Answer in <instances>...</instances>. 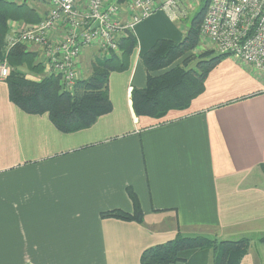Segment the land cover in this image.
Returning <instances> with one entry per match:
<instances>
[{
    "label": "crops",
    "instance_id": "crops-1",
    "mask_svg": "<svg viewBox=\"0 0 264 264\" xmlns=\"http://www.w3.org/2000/svg\"><path fill=\"white\" fill-rule=\"evenodd\" d=\"M173 21L158 10L136 25L129 68L110 74L113 110L90 128L66 133L26 113L0 80V264H141L179 231L250 237L240 264H264V74L227 56L188 108L134 111L141 56L160 38L180 41ZM128 187L144 221L102 217L133 212ZM182 257L176 264H215L209 248Z\"/></svg>",
    "mask_w": 264,
    "mask_h": 264
},
{
    "label": "trees",
    "instance_id": "trees-1",
    "mask_svg": "<svg viewBox=\"0 0 264 264\" xmlns=\"http://www.w3.org/2000/svg\"><path fill=\"white\" fill-rule=\"evenodd\" d=\"M124 2L126 0H120ZM210 0L195 13L186 34L180 41L160 38L141 56L147 71L144 87L132 89L133 108L138 116L161 118L172 109H186L193 99L205 91L209 72L229 53L213 48L195 54L201 43V23ZM44 17L40 7L32 3H15L0 0V60L7 59L11 71L5 81L10 100L29 114H47L62 132L70 133L90 128L102 115L113 110L109 91L112 72L125 71L138 39L135 33H127L120 43L119 52L111 55L93 52L91 73L78 80L72 90L65 89L59 76L46 74L41 80L27 76L20 66L31 72L42 73L44 66L36 60L37 54L25 45L8 47V22L11 19L28 23ZM100 54V53H99ZM195 63V64H194ZM133 212L122 209L102 211V217L144 221L140 199L132 187H128ZM264 242V234L260 236ZM249 238L219 239L205 234L187 235L179 231L172 239L147 247L141 254V264H176L182 253L196 248H209L214 253L215 264H240L249 251Z\"/></svg>",
    "mask_w": 264,
    "mask_h": 264
},
{
    "label": "built area",
    "instance_id": "built-area-1",
    "mask_svg": "<svg viewBox=\"0 0 264 264\" xmlns=\"http://www.w3.org/2000/svg\"><path fill=\"white\" fill-rule=\"evenodd\" d=\"M39 1L47 7L41 9L40 21L9 20L8 47L21 44L38 51L46 74L59 76L68 90L84 77L78 65L84 49L111 55L119 52L127 33H134L136 25L156 11L164 10L173 19L186 14L181 0ZM201 42L264 74V0H210L201 23ZM6 60H0V80L11 71Z\"/></svg>",
    "mask_w": 264,
    "mask_h": 264
},
{
    "label": "rangeland",
    "instance_id": "rangeland-1",
    "mask_svg": "<svg viewBox=\"0 0 264 264\" xmlns=\"http://www.w3.org/2000/svg\"><path fill=\"white\" fill-rule=\"evenodd\" d=\"M30 2L36 8L37 7H40L41 9H46L47 8L39 0H31ZM180 3H181L180 4L181 9L183 11H186V14L185 15L182 14L179 18L173 19L174 20L173 22L180 27V31L182 32V36H181L180 40H182L184 35H185L184 31H187V29L190 26L192 18L194 17L195 13H197L205 5L206 0H181ZM190 3H192V5L194 7L193 9H192V6L190 7ZM26 48H27V46H26ZM208 48H213V46L211 44H209L208 42H204V43L201 42L199 44V46L195 49L194 52H195V54H198V53L202 52L204 49H208ZM94 51L97 53L96 50H91V49H88V48L84 49L83 52H82V59L79 61L78 65H79V67L81 68V70L84 73L83 76H88L91 73L92 67H91L90 61L93 60V58H94V53H93ZM34 52L37 54L36 60L40 64H42V62L40 61L39 52L38 51H34ZM97 55H101V54L97 53ZM19 68L21 70H23V72H25L27 74V76L35 78V79L41 80L44 76H46L45 70H43L42 73H38V72H31L28 68H25V66H20ZM44 68H45V66H44ZM248 238L250 240L249 241V243H250L249 244V248H250L251 245H252V239L250 237H248ZM259 238H258V240H259ZM261 243L264 244V242H262V241H261Z\"/></svg>",
    "mask_w": 264,
    "mask_h": 264
}]
</instances>
